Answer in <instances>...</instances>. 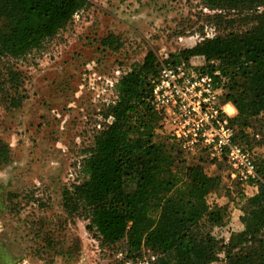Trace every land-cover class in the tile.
I'll return each instance as SVG.
<instances>
[{
    "label": "rangeland",
    "instance_id": "obj_1",
    "mask_svg": "<svg viewBox=\"0 0 264 264\" xmlns=\"http://www.w3.org/2000/svg\"><path fill=\"white\" fill-rule=\"evenodd\" d=\"M252 15L220 13L201 0H87L39 48L20 58L2 57L0 264H153L159 253L151 248L143 247L142 257L133 260L122 255L125 241L101 245L86 229L87 222L64 208V192L84 179V159L97 134L114 120L110 108L125 74L149 53L158 71L182 62L206 65L203 56L187 58L184 50L219 30L250 28L256 22ZM229 82H216L223 102ZM227 110L232 116L238 113L232 105ZM161 112L156 140L176 143ZM235 140L253 151L260 168L257 182L241 183L228 160L208 149L186 152L175 144L173 153L174 171L208 164L210 174L221 176L207 199L221 219L204 217L191 229L198 238L221 244L244 229L249 199L264 182V117L239 137L235 134ZM57 248L64 251L56 254Z\"/></svg>",
    "mask_w": 264,
    "mask_h": 264
},
{
    "label": "trees",
    "instance_id": "obj_2",
    "mask_svg": "<svg viewBox=\"0 0 264 264\" xmlns=\"http://www.w3.org/2000/svg\"><path fill=\"white\" fill-rule=\"evenodd\" d=\"M201 1L220 13L253 14L256 21L246 30H219L183 52L187 58L203 56L216 82L222 78L231 82L224 86V97L238 112L231 124L239 137L251 119L264 116V0ZM86 2L0 0V59L20 58L39 48L66 27ZM155 62L149 53L116 85L118 99L110 108L114 120L95 137L82 165L84 179L65 190L64 208L85 220L86 229L101 245L125 241L126 259H140L142 248L148 247L159 253L153 264H264V182L249 199L244 229L228 242L192 233L204 217L221 219L207 201L221 176L210 174L208 164L173 170L178 144L168 138L156 140L162 112L150 103L159 73ZM2 78L0 73V90ZM258 173L260 177L259 166ZM61 251L64 248L56 254Z\"/></svg>",
    "mask_w": 264,
    "mask_h": 264
},
{
    "label": "built area",
    "instance_id": "obj_3",
    "mask_svg": "<svg viewBox=\"0 0 264 264\" xmlns=\"http://www.w3.org/2000/svg\"><path fill=\"white\" fill-rule=\"evenodd\" d=\"M214 75L205 65L177 63L163 65L153 81L150 103L163 111L170 132L186 152L200 148L225 157L232 176L241 183L259 180L254 153L235 140L233 117L227 110L231 102L219 96Z\"/></svg>",
    "mask_w": 264,
    "mask_h": 264
},
{
    "label": "crops",
    "instance_id": "obj_4",
    "mask_svg": "<svg viewBox=\"0 0 264 264\" xmlns=\"http://www.w3.org/2000/svg\"><path fill=\"white\" fill-rule=\"evenodd\" d=\"M261 117H264V116H260V117L251 119L252 123L255 122L256 120L260 119Z\"/></svg>",
    "mask_w": 264,
    "mask_h": 264
}]
</instances>
